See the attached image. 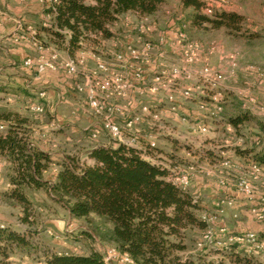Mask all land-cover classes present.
Instances as JSON below:
<instances>
[{"label": "trees", "instance_id": "obj_1", "mask_svg": "<svg viewBox=\"0 0 264 264\" xmlns=\"http://www.w3.org/2000/svg\"><path fill=\"white\" fill-rule=\"evenodd\" d=\"M88 1L58 0L55 12L46 10L52 13L51 25L40 23L35 27V38L43 48L53 46L75 57L84 43L120 42L119 32L114 27L123 16L129 13L152 16L169 2L93 0L95 3L89 4ZM180 1L185 12L192 11L191 27L224 30L232 38H253L244 33L245 18L240 14L212 9L202 0ZM0 93L29 100L36 97L32 90L21 85L0 84ZM226 101L221 116L227 118L237 133H242L244 127L252 124L251 111L239 103ZM229 106L233 107L230 111ZM0 127H3L0 129V160L9 167L11 187L3 198L21 208L23 223L31 224L29 219L35 204L28 197V191H44L50 201L84 223L82 237L85 240L97 239L118 253L127 254L133 264H214L202 255L188 254L195 245L196 236L207 229L201 219L204 208L199 200L194 201L192 187L188 190L178 188L167 180V170L152 165L136 150L123 145L95 146L86 153L91 163H82L76 156L54 161L36 145L29 117L0 106ZM259 127L256 134L249 137L247 146L237 148L236 153L248 161L250 167L258 165L259 176H263L264 126ZM53 167L56 173L54 181H50L46 175ZM257 234L264 242V232ZM36 248L28 232L21 234L10 228H0V264H12L10 261L17 251L32 256L33 252H38ZM42 252V264H106L104 255L97 250L87 254L58 253L50 249ZM251 255L241 244H232L226 254L229 264H253Z\"/></svg>", "mask_w": 264, "mask_h": 264}, {"label": "rangeland", "instance_id": "obj_2", "mask_svg": "<svg viewBox=\"0 0 264 264\" xmlns=\"http://www.w3.org/2000/svg\"><path fill=\"white\" fill-rule=\"evenodd\" d=\"M30 1L31 0H28V2ZM202 1L210 5L212 9H225L243 16L245 18L244 33L253 38H232L229 37L224 30L212 31L193 28L190 24L192 11L185 12L182 9L180 0H169L167 4L160 7L155 15L137 16L136 18L125 17L126 15L122 17V24H119L116 28L119 32V41L122 42L119 49H126L127 42H133L132 44L136 45L138 49H141V45L137 42H152L157 46H160V42H165V45L161 46V49L156 50L151 55L152 59L149 60L147 65L143 68L146 73L154 74L157 71H161V69L169 70L174 66L183 69L185 67L182 62L183 42L197 43L200 48L202 65L198 64L193 68L187 69L185 67L183 77L181 78H172L170 76L168 78L169 80H173L172 82L183 86L192 87L194 84L201 86L200 91L206 92L207 89L212 88L209 82L204 83V81H207L209 78H206L205 74L202 72L203 63H208L211 69L217 74V78L215 80L212 79V83L217 84L214 90H223L222 92H224L226 99L227 96L230 97V104H232V102L239 103L242 105V108L251 111L252 124H248L247 127H244L242 133L236 132L237 137L243 139L239 144L247 146L249 137L256 134L255 132L260 129V125L264 126V105L262 104L264 103V95H259L258 92V88L262 89L264 85L261 84L262 81H257V76L264 75V0ZM21 4L24 3L20 0H13L8 6L17 8L20 7ZM0 13H3V15L0 14V17H3L6 22H8L7 26L10 30L15 27V29H17L18 24H20L23 33H29L28 28L30 24L26 25L24 24L25 22L20 19V21L17 22V17L11 14V10L3 7L1 3ZM29 21L36 22L35 17L32 16ZM14 34H17V32L15 31L11 36H7L5 33L0 32V84L26 86L27 89L34 92L36 97L33 100H29L23 96H5L0 93V106H6L29 117L32 122V131L35 140L43 143L46 149H48L55 158H59L57 160H62L67 156H76L82 163H90L86 153L92 146L104 140L102 136L104 132L99 134L98 140H94L91 131L95 129V126L89 128L83 116L92 115V118L97 122L96 125L99 128L102 123V118L95 115L94 112L86 106L83 102L84 98L80 97L75 91L76 84L74 85L73 94H75L76 97H80L78 100L75 97L68 98L66 96L57 97L51 95L48 97V92L50 91L49 86L52 85L51 83L54 81L53 77L49 76L50 74L38 76L36 73H32V76L27 77L28 75H26L21 68V66L24 65L17 60L14 61V66L9 67L5 55L9 53L19 59L17 55L18 52H20L18 50L21 48L27 50L26 55H32V57L35 58L41 55L50 57V51L39 52L32 41L13 42L11 38ZM23 44L26 46L24 47ZM88 44L91 46L90 49H93V46H95L92 42H88ZM49 48L50 47L44 49L48 50ZM31 49H34L36 53ZM55 50L57 49L55 48ZM60 51L66 54L65 51ZM81 52L83 51L80 50L77 52L76 56L80 55ZM94 52L96 51L94 50ZM160 54H163V56L161 57ZM227 55H229L228 58ZM104 58L113 72H125L123 64L116 60L114 61V59L110 57ZM220 62L224 63L226 67L220 69L216 68V65ZM92 63L87 62L86 64L85 61L83 63L80 62L78 64V71L88 72L89 70L85 68L86 66L90 67L89 69H91V71H96L97 63ZM152 69L153 73L149 72ZM243 69L244 71H241ZM252 71L255 72L253 75ZM60 72L63 71L60 70ZM148 76L149 78H146L145 83L139 82V85H137L138 83L135 84V81H133L135 84L133 86L136 87V90H140V88L147 90L151 86V77L150 75ZM73 78L68 77L67 80L70 79L71 82L77 83ZM76 78H80L78 83L84 82V77L81 75H78ZM44 80L48 83L41 85L40 82L43 83ZM169 80H165V83L169 82ZM132 90L134 89L131 88V91ZM41 92L47 93L44 99L47 98L50 103L45 104V106L43 105V113H37L31 110V105L40 104V102L44 100L40 97ZM262 92L264 93V91ZM135 94L137 98L144 99L139 100L140 102H149L148 99H150V96L147 94H141L140 91H135ZM165 94L166 92L160 93L158 96L159 99H165ZM258 95L260 97L259 102L257 100ZM109 101L113 102L114 98L112 97ZM180 102L182 105L185 104L188 108H192V110L198 108L197 101L181 100ZM116 105L124 106V104ZM230 106L229 111L233 108H230ZM157 108L160 110L159 107ZM170 115L173 116L171 113ZM203 116H205V113H203ZM173 117L167 118V116L164 115V119H162L161 122L154 124L156 126L150 125L152 137H155L154 139L157 144V154H163V157H166L167 161L164 159L161 160L169 164L171 168L183 169L187 168L189 165L193 166V176L199 179L202 188L210 185L209 187H204V189L197 193L196 197L200 201L202 207L206 206V209L202 210L201 214L207 212L214 216L216 218L215 228L217 230L222 226L226 227V235L220 236V239L224 242L228 235L236 234L235 232L233 233L231 228L233 223H235V221H244L239 213V208L236 209L233 203L231 205L229 204L231 198L228 197L227 190L228 187L231 186L229 184L231 182L230 180H232L227 171L229 167H224L222 165V160H220V162H205V159H208L206 151H204V154L201 153V155L198 152L201 150V147L205 145L200 143L199 140H204L205 137L207 138L210 136L212 133L211 130L206 134H194L193 130L196 125H192L187 118L185 120V117H183L180 112V121L178 124H182L183 127L177 128L176 132L175 129L172 130L171 128H167V120L175 122L174 118L176 117ZM206 117L208 118H205V120L208 122L223 118V116L217 118ZM184 120L185 122H183ZM148 121L151 124V120L148 119ZM118 124L121 128H126L125 124ZM224 128L226 127L222 126L219 129L221 135L226 134ZM168 132L171 135H169ZM191 134L195 137H191ZM182 139H184L186 143H183L181 141ZM170 148L174 150V153L178 154L175 160L171 158L168 159L166 155V152H168ZM210 157L211 156H209V158ZM212 163L218 164L220 167L213 169ZM55 169L56 167L52 168V170ZM50 174L49 172L46 178H49ZM8 176L9 167L4 160H0V228H10L21 234L28 232L31 241L36 245V250L38 251L33 252L32 256H29L25 252L17 251L10 261L12 264H42V250L44 249H50L58 253L74 252L79 254H87L90 250H97L101 252L104 257L109 250L114 249L109 245L100 243L97 239L85 240L82 237L84 223L72 218L66 210L50 201L44 191H28V197L31 198L35 204L33 213L29 219L31 224L23 223L21 220V208L6 202L3 198V195L11 190ZM238 182L239 180L234 183L235 187ZM247 200L249 202L250 199ZM250 207L251 205L249 209ZM202 234L196 236L195 245L188 254L192 256L202 255L214 264H229L226 254L230 251L231 247L229 250L221 251L218 249H211L208 252L198 249V243L202 238ZM249 254H252L253 264H264V249L253 250V252ZM109 264L126 263L115 259L109 262Z\"/></svg>", "mask_w": 264, "mask_h": 264}, {"label": "built area", "instance_id": "obj_3", "mask_svg": "<svg viewBox=\"0 0 264 264\" xmlns=\"http://www.w3.org/2000/svg\"><path fill=\"white\" fill-rule=\"evenodd\" d=\"M22 3L28 2V0H20ZM58 0H47V9L55 12V4ZM211 13V10L208 11ZM44 26H50L52 23V13L45 14ZM17 34L12 36L13 42L32 41L33 45L38 51H46L41 43L35 38L36 31L32 28L29 29V33H23L22 27L18 24L16 29ZM66 34L70 35L68 32ZM133 42H127L126 49H117L112 53L114 59L124 65L125 72H113L110 66L105 60L99 56L94 50L89 52L83 51L80 55L75 57L63 58L59 50H51L50 57L41 55L40 57H28L24 66L29 69H34L37 74H43L47 71H60L62 70L66 75L70 77L81 75L84 77L83 83H77L75 85V91L78 94L84 95L86 105L94 112L95 115L102 118V123L99 129H93L91 131L92 138L98 140L99 134L104 132L111 142V146L117 147L123 145L125 147L136 150L140 156L152 165L163 168L168 171L167 180L173 183L175 186L182 190H188L192 185V178L194 167L188 166L187 168H171L169 164H166L161 160L157 154V144L152 134L143 135L138 131V125L142 124L144 119L151 120V126L161 122L164 119L165 112L171 113L174 117H180V109L182 107V101H197L199 112L205 113L204 118H217L220 117L224 110V104L226 96L223 90L215 91L217 84L212 83V79L217 78V74L211 69L208 63H203V73L206 78H209L204 83H210L211 89L200 91L201 86L194 84L192 87L179 85L169 80V76L172 78L183 77V71L185 67L193 68L198 64H201L200 48L195 42H183L184 49L182 50V62L184 68H178L176 66L169 70L157 71L154 74H148L143 68L147 65L149 60L152 59L151 55L161 46L165 45V42H160V46L155 45L152 42H137L141 49ZM87 56L91 57L97 63L96 71L79 72L78 64L83 63ZM162 57L163 54H160ZM202 65V64H201ZM131 74V78L129 75ZM151 77V86L145 90L140 88L141 94H147L151 98H154L153 103L142 104L139 108V112L131 115L125 122V129L121 128L116 121V116H120L125 112V106L116 105L109 100L112 97H118L125 99L128 96L131 88H135L133 85L136 83H145L146 78ZM165 80L169 82L165 83ZM135 81V84L133 83ZM172 83H171V82ZM200 84V82H199ZM202 85V84H201ZM208 91V93H207ZM166 92L165 99H159V94ZM46 92H41L40 97L44 99ZM208 99V100H207ZM253 101V100H251ZM160 110H158V108ZM31 110L37 113L44 112V106L42 104H32ZM186 120V118H184ZM185 120L183 122H185ZM196 125V124H195ZM156 126V125H154ZM3 129V127H0ZM210 128L204 124H197L194 127V134H206ZM169 135H171L168 132ZM161 155V154H160ZM167 161V160H166ZM231 164L230 159L227 157L223 160V166L229 167ZM250 171L254 177H258L261 174V169L258 165L253 164L250 167ZM224 184L223 182H221ZM238 191L247 199H253L254 187L253 182L249 178H241L236 185ZM195 202H198V198H194ZM231 205L232 202L230 201ZM251 215L259 222L264 223V198L260 204L251 206ZM201 219L207 224V229L203 232L202 238L198 243V249L208 252L211 249L229 250L232 244L243 245L247 252L251 253L253 250H263L264 242L260 241L259 235L255 232H247L242 235H228L227 240L220 239V236L226 235L227 229L225 226L220 227L218 230L215 228L216 218L211 214L204 212L201 214ZM231 250V249H230ZM118 259L120 262L126 264H133L132 260L127 254H120L115 249L109 250L105 256L106 264H109L112 260Z\"/></svg>", "mask_w": 264, "mask_h": 264}, {"label": "crops", "instance_id": "obj_4", "mask_svg": "<svg viewBox=\"0 0 264 264\" xmlns=\"http://www.w3.org/2000/svg\"><path fill=\"white\" fill-rule=\"evenodd\" d=\"M13 0H0L1 5H3V7H5L8 10H11V14L15 15L17 17V22H19L20 20L24 21V24H30L29 28H32L35 30V27L37 24L39 23H43L44 22V17L46 14V10H47V0H31L30 2H26L24 4H21L20 7L17 8H12V6H8V4H11ZM17 1V0H15ZM89 4H94L95 2L93 0H89L88 1ZM225 8V7H223ZM1 14V13H0ZM3 15V13L1 14ZM32 16L35 17L36 22L32 21L30 22L29 20L32 18ZM124 17V16H123ZM125 17H130V18H136L137 16L134 14H127ZM20 19V20H19ZM122 19L120 20L119 24H122ZM6 20L3 17H0V32L5 33L7 36H11L13 35V33L16 31V27L12 28L10 30V28H8L7 26ZM18 24V23H17ZM35 26H34V25ZM119 24H117L114 29H116ZM122 42H101V44L95 45L93 46V49H90L91 46L88 43H84L82 45L81 51H86L89 52L90 50H95L99 56H101L103 59H105L104 57H110L113 58L112 53L114 51H116L119 47L120 44ZM23 46L25 47L26 45L23 44ZM54 50L55 47L51 46L48 50H46L47 52ZM33 50L35 53L36 51L34 49ZM58 50V49H57ZM18 51V57L19 59L12 55L7 53L5 55V58L7 60V63L9 65V67L14 66L15 64V60L20 61L23 65L25 60L28 57H32V55H26L27 50L24 49H19ZM59 52L61 53V55H63L62 57H64L65 59L70 57L67 53L64 54L62 53L60 50ZM107 55V56H106ZM229 57V55H227V58ZM24 61H22V60ZM115 61V59H114ZM85 62L87 64L88 63H92L94 62V64H96L95 60H93L91 57L87 56V58L85 59ZM228 63V62H227ZM93 64V63H92ZM224 63L220 62L218 65H216V68L220 69L223 67H226ZM118 67V66H117ZM228 67V65H227ZM22 70L25 72L26 75L32 76L33 72L31 69L26 68L25 66H21ZM87 70L91 71V69H89L90 67H85ZM85 69V70H86ZM115 70V69H114ZM240 71V70H239ZM241 71H244L241 70ZM149 72L153 73V69L150 70ZM255 72L252 71V75ZM37 74V73H36ZM49 75L53 77V82L51 83L52 85H50V91L48 92V97L51 95H55L57 97L60 96H66V97H75L80 98L83 97L84 95L78 94L80 97H76L75 94H73L74 91V85L78 83L79 79L76 78L74 76V80H76L77 83L71 82V80H67L68 77L70 78V76L66 75L64 72H54V71H47L43 74H37L38 76H44V75ZM251 74V73H250ZM83 77V76H82ZM129 77L131 78V74L129 75ZM258 80L262 81L261 84L264 85V75H259L257 76ZM261 78V79H260ZM39 82V81H38ZM41 85L42 84H47L48 82L46 80H44V82H40ZM139 85V84H137ZM134 90H130L128 93V96L125 99H120L118 97H113L114 101L112 103L114 104H124L125 106V112L120 115V116H116V121L120 124H125L126 120L133 114L139 112V107L142 104H146V103H153L155 100L154 98L148 99L149 102H140L139 100H144L143 98H137L135 91H139L136 90L135 88H133ZM258 92L259 95H264V93L262 91H264V88L260 89L258 88ZM33 92V91H32ZM34 93V92H33ZM47 94V93H46ZM258 95V102H259V97ZM85 99V98H84ZM228 99V100H227ZM227 103H229L230 97L227 96ZM262 99V98H261ZM60 101V100H59ZM83 102L85 103V100H83ZM50 103V101L46 98L43 101L40 102V104L44 105ZM63 103V102H62ZM86 104V103H85ZM264 105V103H262ZM261 105V104H260ZM87 106V105H86ZM262 106V105H261ZM191 107V106H190ZM198 108H196L195 110H192V108H188V106L182 105L180 112L181 115L185 118H187L190 123L192 125H197V124H204L206 126H208L211 130V134L210 136H208L207 138L205 137L204 140H199L200 143L205 144L204 146L201 147V150H199L198 152L202 154H204V151H206L207 153V157L208 159H205V162L209 161H215V162H220V160H224L225 157H227L228 159H230L231 164L228 168V175H230V177L232 178V180H230V187H228V197L231 198V202L233 204H235V208L238 209L239 208V213L241 214V218L244 220L243 222H239V221H235V223H233V225L231 226L233 233H243V232H255V233H261L264 232V224H260L256 221H254L253 217L250 215L249 212V206H253V205H257L260 200L264 197V175L263 176H258V177H254L251 173L250 169V163L247 161L245 162L243 159H241L239 157V155L236 153V149L240 148V149H244L246 146H243V144H239L241 143V140L243 141L242 138L237 137L236 135V130L234 129V127L227 121V118H225V116H223V118L219 119V120H211L210 122H208L207 120H205L204 116L199 112V110H197ZM167 118L169 117H173L170 115V113H168L167 111L165 112ZM84 120L87 121L88 127H92L95 126V129H99L100 128L96 125V121L94 120V118H92L93 116H83ZM174 118V117H173ZM175 122L172 121H168L167 120V128H171L172 130H176L177 132V128H182L183 125L182 124H178L179 123V119L178 118H174ZM173 120V121H174ZM226 127L225 129V135H221L220 132V128L221 127ZM88 128V129H89ZM138 131H140L141 134L146 135V134H152L151 132V128H150V123L147 119H144V121L142 122V124L138 125ZM181 135V134H179ZM104 137V140L102 142L97 143V145H94L92 147L95 146H103V147H109L111 146V142L109 139H107L108 137L103 133L102 135ZM191 137H195L193 134L190 135ZM157 137V136H156ZM225 137V138H222ZM155 138V137H153ZM158 139V138H157ZM189 140V139H188ZM183 143H186L184 139L181 140ZM35 143L37 146H39L41 149H43L44 151H46L52 159L56 160V161H60L57 160L59 158H55V156H53L48 149H46V147L44 146L43 143L38 142L37 140H35ZM238 146V147H237ZM91 147V148H92ZM237 147V148H235ZM180 150V149H179ZM168 159H176V153H174V150L172 148L168 149V152H166ZM209 156H211L209 158ZM58 157V156H57ZM160 158L167 160L166 157H163V154L159 155ZM63 158V157H62ZM196 159V158H195ZM210 159V160H209ZM89 160V159H88ZM91 163V161H89ZM216 167H220V165H216L215 163H212V168L216 169ZM223 167V166H222ZM50 176L49 179L50 181H54V176L56 173V169L55 170H51L50 172ZM249 178L251 179V181L253 182L254 188H255V195L254 198L251 200H248L237 190V188L235 187V182H237L239 179L241 178ZM208 186H204L209 187ZM191 190L192 193L196 196L197 193H199L202 189H204V187L202 188V185L199 181V179L196 177H194V180L192 182V186H191ZM211 197V196H210ZM235 197V199H234ZM204 209H206V206L203 207ZM208 209V208H207ZM235 210V209H234Z\"/></svg>", "mask_w": 264, "mask_h": 264}]
</instances>
